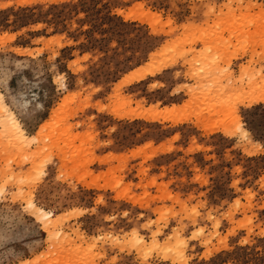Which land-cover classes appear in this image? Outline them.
<instances>
[{
	"label": "rangeland",
	"instance_id": "rangeland-1",
	"mask_svg": "<svg viewBox=\"0 0 264 264\" xmlns=\"http://www.w3.org/2000/svg\"><path fill=\"white\" fill-rule=\"evenodd\" d=\"M77 1L0 0V264H264V0Z\"/></svg>",
	"mask_w": 264,
	"mask_h": 264
},
{
	"label": "bare ground",
	"instance_id": "bare-ground-1",
	"mask_svg": "<svg viewBox=\"0 0 264 264\" xmlns=\"http://www.w3.org/2000/svg\"><path fill=\"white\" fill-rule=\"evenodd\" d=\"M156 57V56H155ZM154 57V58H155ZM163 66V65H162ZM162 66H158V67H150L147 72L146 71H143L142 73L138 74L137 77H135L133 80H140L142 78H144V76H146L147 74H154L156 72H159L161 69H162ZM258 97V98H256ZM255 97V100L254 102H259V101H263L264 100V97L262 96H256ZM250 105V104H249ZM0 108L3 109V111L7 112L6 117H8V124L10 125V129L14 132L16 131L17 133L20 132V128H19V125H18V122L16 121L15 117L13 116V113L6 107L5 103L3 102L2 100V94L0 92ZM8 124H5V126H7ZM9 125H8V128H9ZM7 128V127H6ZM22 137V136H20ZM25 137V136H24ZM23 137V138H24ZM33 204L30 202V206H32ZM39 214H41V217L43 219H46L47 222L45 221L44 222V227L47 229V231L49 230L48 229V226H50L52 224V219H51V213L50 212H46L44 211L42 208L38 207L37 210H36ZM42 219V220H43ZM51 223V224H50ZM54 223V222H53ZM50 224V225H49ZM138 238V237H137ZM140 241L142 238H138Z\"/></svg>",
	"mask_w": 264,
	"mask_h": 264
},
{
	"label": "trees",
	"instance_id": "trees-1",
	"mask_svg": "<svg viewBox=\"0 0 264 264\" xmlns=\"http://www.w3.org/2000/svg\"><path fill=\"white\" fill-rule=\"evenodd\" d=\"M86 1H94V0H78L75 4H72L73 5V7H76L77 6V4L79 3V4H84V3H86ZM69 3H63V4H61V8H65V7H69ZM58 5H52L51 6V8L52 9H54V8H56ZM22 9H25V8H22ZM63 11V9H60V13Z\"/></svg>",
	"mask_w": 264,
	"mask_h": 264
}]
</instances>
